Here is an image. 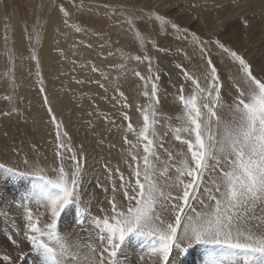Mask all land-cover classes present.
Masks as SVG:
<instances>
[{
  "label": "rangeland",
  "instance_id": "obj_1",
  "mask_svg": "<svg viewBox=\"0 0 264 264\" xmlns=\"http://www.w3.org/2000/svg\"><path fill=\"white\" fill-rule=\"evenodd\" d=\"M57 7L69 10L82 26L77 25L76 29L82 30L75 31V38L66 47L56 39L52 42L56 41L54 45L50 44L56 48L49 44L44 48L42 36L49 14ZM204 11L212 13L209 30L200 24ZM157 15L188 31L177 32L168 24H164L162 30ZM0 20L1 43L6 53L4 64L0 65V264H38L21 234L25 230L24 205L29 204L37 211L35 199H27L33 193L37 178L17 173L30 171L23 164L25 158L30 165L38 162L42 168L58 167L53 114L61 123V139L82 159L83 203L80 207L90 211L86 216L75 205L69 206L65 210L68 215L62 213L58 228L73 241L81 238V242H87L89 232L95 234L92 217L103 216L105 211L101 209L110 210L105 197L112 195V182L119 188L116 169L126 178L130 177L133 169L129 164H135L132 157L144 155L142 141L137 139L144 125L139 107L150 103L143 92H151V85L146 88L140 76L152 79L159 76L156 82L160 102L156 105L155 132L156 142L163 143V148L157 147L159 159L154 162L160 171L165 165L169 167L166 175L158 176V182L164 184L175 179L177 173L171 166L182 158L181 153L188 151L183 143L190 138L188 134L181 132V140L175 138V129L184 126V105L178 99L181 85L186 98L194 93L193 79H198L203 87L208 58L216 66L221 80L229 83L221 93L225 107L218 109L217 115L221 120L231 119L227 105L231 104L235 90L230 86L229 77L238 81L241 73L238 62L216 41L244 55L254 67L264 66V0H0ZM218 22L220 25L215 27ZM192 33L199 40L194 39ZM20 40L19 46L25 41L22 45L25 48L19 52ZM136 56H141V60L137 61ZM145 56L152 61L151 73L148 61L143 59ZM207 102L198 97V106ZM49 107L52 113L48 112ZM125 112L135 132L128 130L129 121L123 117ZM63 133H67V137ZM169 152L173 155L171 161ZM67 156L65 152V170L71 171L72 161ZM140 163L143 166L142 160ZM11 168H15V173L9 171ZM213 175L219 176V172ZM117 200L121 205L127 204L120 194ZM102 202L106 204L101 205ZM194 206L197 211L202 210L200 205ZM256 214L264 219V209H257ZM46 220L47 216L41 218L42 223ZM18 231L25 256L19 255L21 249L7 239L9 235L17 238ZM179 243L180 247L173 249L170 264H207L214 248L188 245L186 241ZM123 248L124 264H152L146 241L132 239Z\"/></svg>",
  "mask_w": 264,
  "mask_h": 264
},
{
  "label": "snow or ice",
  "instance_id": "obj_2",
  "mask_svg": "<svg viewBox=\"0 0 264 264\" xmlns=\"http://www.w3.org/2000/svg\"><path fill=\"white\" fill-rule=\"evenodd\" d=\"M156 19L161 21L162 30L168 24L177 32L188 31L163 16L157 15ZM192 36L199 40L195 33ZM216 43L238 62L241 73L238 81L229 77L230 86L235 90L231 104L227 105L231 119L221 120L217 115L218 109L225 107L221 93L229 83L221 80L208 58L204 86L193 79L194 93L186 98L181 85L178 99L184 105V126L175 129V138L181 140L179 133H187L190 138L183 143L188 151L181 153L182 158L171 166L177 173L175 179L160 184L158 176L166 175L169 167L165 165L160 171L154 162L159 159L157 147L163 148V143L156 142L155 132L156 105L160 102L156 82L159 76L152 79L136 73L145 81L146 88L151 85V92H143L150 103L139 107L144 125L137 139L142 141L144 155L132 157L135 164H129L133 169L130 177L126 178L116 169L119 188L113 181L112 195L105 197L110 210L103 216L92 217L95 234L89 233L87 242L73 241L58 228L62 213L68 215L65 210L69 206L75 205L86 216L90 211L80 207L82 159L61 139V123L55 114L51 116L56 126L58 167L45 169L38 164L30 165L25 158L23 164L30 171L17 173L37 178L33 193L27 197L35 199L37 211L29 204L24 205L23 241L29 243L30 253L36 256L38 264H124L123 246L132 239L147 242L152 264H170L173 249L180 247V241L214 246L207 264H264V219L256 214L257 209H264V66L254 67L244 55L225 47L219 40ZM135 59L140 61L141 56ZM143 59L148 61L151 73V59L147 56ZM198 97L208 102L198 106ZM44 100L47 101V96ZM48 112L52 113L51 107ZM123 117L129 121L128 130L135 132L127 112ZM63 136L67 137V133ZM125 140L131 144L127 137ZM65 152L72 161L71 171L65 170ZM168 159L173 160L171 152ZM9 171L15 173V168ZM217 172L219 176H214ZM117 194L127 201L126 205L120 204ZM194 205H200L202 210L197 211ZM40 208L44 211L40 212ZM44 216L47 220L42 223ZM15 235L17 238L9 235L7 239L21 249L19 255H27L22 250L19 231Z\"/></svg>",
  "mask_w": 264,
  "mask_h": 264
},
{
  "label": "bare ground",
  "instance_id": "obj_3",
  "mask_svg": "<svg viewBox=\"0 0 264 264\" xmlns=\"http://www.w3.org/2000/svg\"><path fill=\"white\" fill-rule=\"evenodd\" d=\"M205 9V8H204ZM195 10H197V8L195 9ZM202 10V9H201ZM207 11V10H206ZM67 12V15L65 14ZM201 12V11H200ZM208 12V11H207ZM204 13H205V11H204ZM211 14L212 13H210V14H208V13H205L204 14V17L200 20V24L201 25H203L204 27H206V29L207 30H209L211 27H212V24H210V16H211ZM199 16V15H198ZM1 21V20H0ZM3 21V20H2ZM65 21H67L66 23H65ZM77 23H76V21L74 20V18H73V16H72V14L70 13V11L69 10H67V11H65L62 7L60 8V7H57L56 9H54V11L52 12V14H49V23H48V26H47V28L45 29V34L42 36V40H43V43H44V48H46V45L47 44H53L54 45V43H56V41L54 42V43H52L53 42V40H56V39H58V40H60V41H62L61 43H63L64 45H65V47L66 46H68V44H70V42L72 41V39L73 38H75V31H76V27H77ZM220 25V22H218L216 25H215V27H217V26H219ZM199 26V25H198ZM78 27H82L81 25H78ZM2 35H3V33H2V31H1V23H0V65H2V64H4L3 63V61L5 60V56H6V53H5V51H4V48L2 47V43H1V39H3V37H2ZM18 37V36H17ZM19 38V37H18ZM21 38V37H20ZM25 40V39H24ZM3 42V41H2ZM25 42V41H24ZM24 42H22L23 44H24ZM20 43H21V40L19 41V43H18V51L20 52L21 50H23L24 48H23V44L21 45V46H19L20 45ZM60 43V44H61ZM59 43H57L56 45H58ZM62 44V45H63ZM41 45H43V44H41ZM63 45V46H64ZM50 46H52V45H50ZM58 46H60V45H58ZM71 46V45H70ZM47 47H49V46H47ZM53 48L55 47V46H52ZM65 47H63L62 49H64ZM72 47H74V46H72ZM75 47H77V46H75ZM23 48V49H22ZM40 48H41V46H40ZM56 48V47H55ZM59 48H61V47H59ZM43 49V48H42ZM41 49V50H42ZM66 49V48H65ZM72 49V48H71ZM74 49H76V48H74ZM45 50V49H44ZM44 50H42V51H44ZM51 50H52V48H51ZM77 50V49H76ZM24 51V50H23ZM41 51V52H42ZM47 51V50H46ZM57 51V50H56ZM61 51V50H60ZM92 51H95V50H92ZM18 52V53H19ZM47 52H49V53H51V51L49 50V51H47ZM53 52H54V49H53ZM77 52V51H76ZM58 53H59V51H58ZM64 53H65V50H64ZM64 53H63V56H65L64 55ZM68 53V52H67ZM72 53V52H71ZM43 54H47V53H43ZM42 54V55H43ZM56 54V53H55ZM61 54V53H60ZM59 54V55H60ZM66 54V53H65ZM69 54V53H68ZM22 55V54H21ZM53 56H54V53L52 54ZM51 55V56H52ZM58 55V54H57ZM57 55H55V56H57ZM79 55V54H78ZM25 56H27L26 54H25ZM48 56V55H47ZM62 56V57H63ZM70 56V55H69ZM19 57H20V55H19ZM67 57V56H66ZM76 57V56H75ZM28 58V57H27ZM44 59V58H43ZM51 59V58H50ZM69 59H71V58H69ZM35 60V59H34ZM45 60V59H44ZM41 61H43V60H41ZM46 61V60H45ZM52 62V61H51ZM49 64V63H48ZM5 66V65H4ZM52 66V65H51ZM1 68V67H0ZM32 69H35V68H32ZM37 69V68H36ZM46 69V71L48 72V70L50 69V67L48 68V70H47V68H45ZM7 70V69H6ZM2 72V71H1ZM0 72V73H1ZM2 75H4V74H2ZM31 78V77H30ZM47 79V78H46ZM25 83V82H24ZM1 84V83H0ZM86 84V83H85ZM111 86V85H110ZM30 93V92H29ZM33 93V92H32ZM25 94H28V93H25ZM33 94H36L35 92L33 93ZM33 94H31V95H33ZM34 96V95H33ZM59 96V95H58ZM27 98H30V96L28 97L27 96ZM33 98V97H32ZM31 98V99H32ZM38 97H36V99H37ZM230 98V97H229ZM67 99V98H66ZM231 99V98H230ZM32 101V100H31ZM40 100H38V102H39ZM34 102V101H33ZM36 102V101H35ZM41 103V102H40ZM65 129V128H64ZM122 135V134H121ZM118 140V139H117ZM115 143V142H114ZM118 145V144H117ZM95 149V148H94ZM114 154V153H113ZM50 161V160H49ZM115 161H116V159H115ZM32 162V161H31ZM41 162V161H40ZM43 163V162H42ZM41 163V164H42ZM46 163H48V162H46ZM32 164H33V162H32ZM37 164H38V162H37ZM44 164V163H43ZM39 165V164H38ZM40 166H42V165H40ZM45 169H47V168H45ZM49 174V173H48ZM3 176V175H2ZM5 176V175H4ZM159 179V178H158ZM161 181H162V179H161ZM7 182V181H6ZM105 203V202H104ZM104 203L102 202V204L101 205H104ZM106 204V203H105ZM19 205V204H18ZM12 208V207H11ZM35 209V208H34ZM105 209V208H104ZM21 211V210H20ZM105 212H107L106 210H104ZM22 221V220H21ZM25 222V221H24ZM7 224V223H6ZM10 224V223H9ZM12 225V224H11ZM77 225V224H76ZM79 225V224H78ZM20 227V226H19ZM22 227V226H21ZM15 228V227H14ZM80 229V228H79ZM22 230V229H21ZM65 233V232H64ZM90 233V232H89ZM21 234H23L22 232H21ZM80 235V234H79ZM74 236V235H73ZM77 237V236H76ZM73 239V238H72ZM81 239V238H80ZM15 250V249H14ZM28 251V250H27ZM13 254V253H12Z\"/></svg>",
  "mask_w": 264,
  "mask_h": 264
}]
</instances>
